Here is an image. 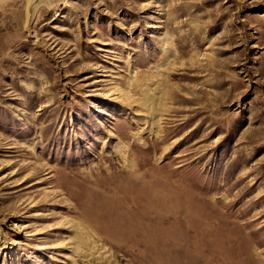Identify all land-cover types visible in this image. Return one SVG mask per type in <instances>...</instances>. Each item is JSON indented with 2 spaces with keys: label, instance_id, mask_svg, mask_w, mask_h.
<instances>
[{
  "label": "rangeland",
  "instance_id": "1",
  "mask_svg": "<svg viewBox=\"0 0 264 264\" xmlns=\"http://www.w3.org/2000/svg\"><path fill=\"white\" fill-rule=\"evenodd\" d=\"M27 5L0 0V264H264V0Z\"/></svg>",
  "mask_w": 264,
  "mask_h": 264
},
{
  "label": "bare ground",
  "instance_id": "2",
  "mask_svg": "<svg viewBox=\"0 0 264 264\" xmlns=\"http://www.w3.org/2000/svg\"><path fill=\"white\" fill-rule=\"evenodd\" d=\"M27 2H28V5H27V19H28V22L33 18V16L35 15V13H36V11L38 10V8L39 7H42V6H46V7H48V8H50L51 6H50V0H27ZM207 47L208 46H206V48L205 49H207ZM176 56V52H175V50L172 48L170 51H168V53H167V57H165L166 59L164 60V63H163V66H162V68H160V69H163V71L166 69V67L168 66V64H169V62H172V60H173V58ZM157 87V86H156ZM155 86H152V88L150 87V88H146V91L148 92H152V93H154L155 92ZM149 94V93H148ZM150 106V105H149ZM148 106V107H149ZM148 110L150 111V113L149 114H153V122H152V124H151V126H158V124H159V122L161 121V119H159V117H160V112H161V110L160 109H158V108H156V106H150L149 108H148ZM151 114V115H152ZM155 118H157V119H155ZM150 126V127H151ZM154 128H156V127H154ZM157 129H159V128H157ZM153 133V135L155 136V137H158L159 136V134H158V132L156 131V129H155V131L154 132H152ZM178 141V140H177ZM128 149H127V147L124 145V144H122V143H119V144H117L116 145V148H115V151H127ZM123 156V160L125 161V162H127V159H126V156L123 154L122 155ZM74 224V223H73ZM77 227V226H76ZM76 230H78V228H76ZM76 248V247H75ZM73 249V252H74V248H72ZM81 256H83V257H88V256H90V252L89 253H87V254H83V255H81Z\"/></svg>",
  "mask_w": 264,
  "mask_h": 264
}]
</instances>
